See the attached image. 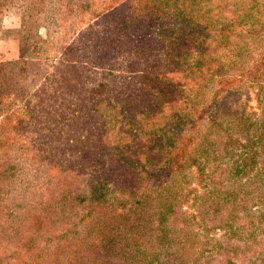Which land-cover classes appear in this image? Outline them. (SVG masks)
Listing matches in <instances>:
<instances>
[{
  "label": "trees",
  "instance_id": "trees-1",
  "mask_svg": "<svg viewBox=\"0 0 264 264\" xmlns=\"http://www.w3.org/2000/svg\"><path fill=\"white\" fill-rule=\"evenodd\" d=\"M113 2L98 3L97 14L107 16L116 11L121 18L115 24L127 30L140 24L143 29L139 48L132 55L122 54L120 62L110 60L108 71L118 65L126 74L137 63H146L150 73L141 68L144 73L135 77L140 98H132L134 88L126 85V95L111 101L85 98L81 91L75 96L74 92L67 93L65 102L58 101L54 92L47 90L60 87L68 79L59 80L52 67L44 70L41 85H34L38 89L33 90L32 85H25L26 58L0 64V246H10L7 257L0 254V264H37L42 260L41 247H36L32 257L16 256L15 251L27 246L29 233L44 229L41 196L45 201L51 192L57 194L47 187L51 188L60 172L56 153L64 140L60 133L68 123H74L72 119L77 128L69 132L65 144L78 147L90 141L89 132H96L100 146L95 148V159L98 161L109 149L113 151L112 169L83 162L70 165L69 174L87 172L94 180L89 185L87 210H96L113 199L118 202L108 213L112 225L116 224L111 234L81 233L83 238L90 237L92 249L103 248L119 256L122 264L134 263L138 255L135 236L140 226L133 214L157 207L159 216L162 211L167 214L174 206L179 207L181 192L191 180L214 173L213 156L218 144H264V130H252L249 113L236 103L251 92L264 99V0ZM53 53L54 60L67 63L62 59L66 52ZM40 57L39 63L48 61ZM26 89L33 93L28 90L25 95ZM39 95L46 97L40 100ZM104 103L108 108L116 107L115 115L105 118L100 113ZM58 107L67 109L72 118L61 115ZM105 120L111 124L106 126ZM144 143L147 146L132 145ZM79 165L87 167L86 171ZM229 166L225 169L229 174L247 170L244 165ZM58 180L66 183L65 178ZM127 205L132 216L123 212ZM79 219L84 220L82 216ZM78 260V252H71L65 261L80 264Z\"/></svg>",
  "mask_w": 264,
  "mask_h": 264
},
{
  "label": "rangeland",
  "instance_id": "rangeland-1",
  "mask_svg": "<svg viewBox=\"0 0 264 264\" xmlns=\"http://www.w3.org/2000/svg\"><path fill=\"white\" fill-rule=\"evenodd\" d=\"M102 1L0 0V64L26 58L25 85H32L33 90L38 89L34 85L41 83L40 76L44 70L52 67L53 75H57L59 80L68 79L60 87L47 90L53 91L58 101L65 102L67 93L74 92L75 96L79 91L85 98L91 96L111 101L115 96L126 95L123 88L126 85L134 88L132 98H140L141 93L136 90L139 80L135 77L144 73L142 69L150 73L146 63H137L126 74H122L118 65L112 71L108 68L113 58L120 62L122 54H134L140 46L138 37L143 27L137 24L127 30L115 24L121 18L116 11L99 16L96 8ZM123 2L126 0H114L113 3L122 5ZM40 40L45 43H40ZM52 50L66 52L62 59L67 63L54 60ZM42 55L48 60L43 64L37 60ZM172 74L168 73V76ZM100 84L105 86L99 88ZM28 90L33 93L32 89H26L25 95ZM91 90H94L91 94H85ZM43 97L46 95H39L40 100ZM12 99L17 100L16 97ZM236 103L249 113L247 119L252 130H264V99L251 92ZM105 105H100V113L105 118L115 115L116 107L112 109ZM58 110L69 120L72 118L67 109L58 107ZM105 121L106 126L111 124ZM72 122L70 126L68 123L63 127V134L60 133L64 140L69 132L76 131V120L72 119ZM87 138L90 141L78 147L77 144H65L64 140L58 144L56 153L61 161L58 166L60 172L51 188L47 187L50 191L56 190L57 194L51 192L47 198L49 202L41 196V208L46 216L42 221L44 229L29 233L27 246L15 251L16 256L29 254L32 257L36 247H41L43 257L37 264H68L72 261L65 260L71 252H78L80 264H96L94 260L122 264L119 256L109 254L103 248L92 249L90 237L83 238L81 233L111 234L116 224L112 225L108 213L118 204L117 199L112 198V202L106 201L96 210L88 211L91 201L89 185L94 180L87 176V172L83 175L78 172L69 174L72 162L93 163L94 168L112 169L110 158L113 151L104 152L97 161L94 153L100 146L98 134L89 132ZM132 145L133 148L147 146L146 143ZM215 149L214 173L203 175L198 181L191 180L186 190L181 192L179 207L174 206L167 214L162 211L158 216L157 207L142 208L133 214L128 205L125 206L127 210L123 212L127 216L133 214L140 226L135 236L138 255L132 264H264V144L234 141L218 144ZM154 163L158 161L151 164ZM226 164L234 167L244 165L247 170L229 174L225 172ZM79 166L83 172L86 171L87 167ZM60 177L65 178V184L58 180ZM7 179L8 175L5 180L9 181ZM81 216L84 220L79 219ZM67 230L70 233H66ZM97 242L98 239L95 244ZM9 250V245L0 246V254L5 257Z\"/></svg>",
  "mask_w": 264,
  "mask_h": 264
}]
</instances>
